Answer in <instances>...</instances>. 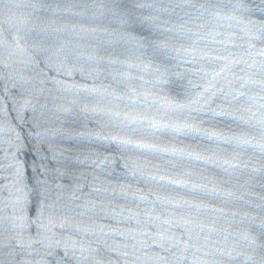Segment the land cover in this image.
<instances>
[{"label": "water", "instance_id": "1", "mask_svg": "<svg viewBox=\"0 0 264 264\" xmlns=\"http://www.w3.org/2000/svg\"><path fill=\"white\" fill-rule=\"evenodd\" d=\"M0 264H264V0H0Z\"/></svg>", "mask_w": 264, "mask_h": 264}]
</instances>
